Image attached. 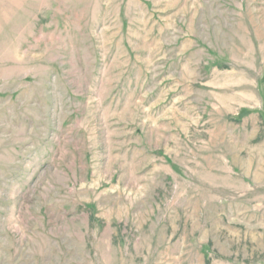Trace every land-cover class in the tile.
Wrapping results in <instances>:
<instances>
[{
  "label": "rangeland",
  "instance_id": "374dc122",
  "mask_svg": "<svg viewBox=\"0 0 264 264\" xmlns=\"http://www.w3.org/2000/svg\"><path fill=\"white\" fill-rule=\"evenodd\" d=\"M0 264H264V0H0Z\"/></svg>",
  "mask_w": 264,
  "mask_h": 264
}]
</instances>
